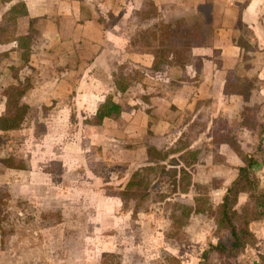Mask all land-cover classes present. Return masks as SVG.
I'll use <instances>...</instances> for the list:
<instances>
[{"label": "crops", "instance_id": "obj_1", "mask_svg": "<svg viewBox=\"0 0 264 264\" xmlns=\"http://www.w3.org/2000/svg\"><path fill=\"white\" fill-rule=\"evenodd\" d=\"M23 1L29 14L19 18L17 34L31 35L32 53L29 64L20 71V81L32 82L33 87L24 98L29 110L22 127L0 134H8L12 138L8 137L9 141L21 142L20 154L30 161L31 169L37 164L36 159L44 164L60 159L65 168L85 166L87 174L97 178L107 174L95 167L99 162L104 169L122 165V174L130 181L140 167L149 163L151 148H168L201 115L207 128L192 145L200 149L199 162L192 169L194 185L209 184L213 200L220 203L238 176L239 167L244 165L229 144L213 142V131L219 127L218 120L223 119L237 131L242 149L257 158L252 169L264 190V139L260 141L257 126L264 121V0H213L214 44L193 50L196 63L201 62L186 67L167 66L156 74L150 70L155 50L131 44L132 35L141 27L133 13L143 0ZM202 1L155 0L166 18L174 13H192ZM12 3L0 1V20ZM240 21L251 29L252 42L259 50L247 52L237 45ZM244 58L250 63L245 68L246 76L256 75L258 81L246 91L228 93L226 82L234 78V71H241ZM21 63L16 41L0 43V115L5 112L3 89L17 82L11 67ZM120 64L143 72L137 85L116 94L115 100L123 105L121 116L105 118L98 126L85 124L84 120L95 114L106 95L115 92L113 72ZM69 144H74L81 156L97 147L99 152L92 168L89 155L86 160L77 159L78 154L71 152L73 147ZM195 195L192 189L179 198L191 200ZM247 198L246 193H241L239 205ZM203 218L206 217L197 215L192 220L202 223ZM204 229L200 224L193 234L202 235ZM251 229L258 243L245 253L252 256L253 264H260L259 254H264V219L253 221ZM210 243L215 244L216 239H210ZM182 255L183 262H188L189 253Z\"/></svg>", "mask_w": 264, "mask_h": 264}, {"label": "trees", "instance_id": "obj_2", "mask_svg": "<svg viewBox=\"0 0 264 264\" xmlns=\"http://www.w3.org/2000/svg\"><path fill=\"white\" fill-rule=\"evenodd\" d=\"M3 3H12L10 8L2 15L0 20V43L16 41L21 50L22 63L12 66L13 78L17 81L6 86L2 94L5 96V112L0 115V131L15 130L22 127L29 106L24 98L33 87L32 82L21 83L20 71L29 64L32 53L31 35L17 34L18 20L29 14L26 3L23 0H0ZM245 3L240 6L239 13ZM214 1L204 0L197 6L192 14L172 15L164 17L155 0H143L140 8L136 9L133 16L144 26L140 33L133 34L131 44L133 47L154 49V60L150 68L152 74L162 71L165 67H186L196 63L193 50L196 47H211L214 44ZM35 19L31 20V23ZM240 34L236 38L237 45L244 51L255 52L259 48L252 42V31L242 21L237 25ZM215 52H219L215 50ZM4 54H1V57ZM244 60H246L244 58ZM245 68L250 63L245 61ZM233 79L226 82L225 90L235 93L238 90L246 91L254 86L258 77H243L240 71H234ZM143 72L133 68L127 71L126 64L117 65L113 72V84L115 92H110L99 104L95 114L84 120L85 124L102 125L105 118L118 119L123 111V105L115 100L116 94L125 93L129 88L140 82ZM197 117L183 132L180 137L168 148L149 150V163L140 167L133 174V183L137 187L127 190L113 191L114 195L123 198L125 209H129L130 201L132 226L138 227L139 214L146 210L151 203H164L171 210L170 224L165 233V241L173 247H181L185 243L182 237L186 234V228L190 225L194 215H206L212 218L215 224V232L220 236L218 242L210 243L204 251L203 258L210 251H216L222 264H234L232 260L246 251L248 247H254L258 243L255 232L251 229V223L255 220L264 219V190L260 188V179L254 173L252 167L257 162L254 155L247 153L241 147L237 131L229 126V122L219 120V127L213 131V142L229 144L231 148L244 161L239 167V173L231 186L228 188L223 200L215 204L212 198V190L209 184L195 185L196 195L192 201H181L174 196L176 194H188L193 187V166L199 162L200 149L192 145L199 133L207 128V121ZM260 141L264 139V121L257 123ZM6 141L0 139V162L7 168L30 170L31 163L26 158L13 156L2 157L1 147ZM261 145V144H260ZM262 149V147H260ZM101 163H96L100 168ZM100 170V169H99ZM166 175L170 178L173 190L171 193L152 190L155 181ZM132 183V184H133ZM131 192V193H130ZM241 193L248 195L247 201L239 205ZM9 194V193H8ZM43 217L56 216L62 218V210L51 212L46 210ZM9 219V212L0 203V230L5 228ZM118 257L112 253L110 257ZM260 264H264V254H259Z\"/></svg>", "mask_w": 264, "mask_h": 264}, {"label": "rangeland", "instance_id": "obj_3", "mask_svg": "<svg viewBox=\"0 0 264 264\" xmlns=\"http://www.w3.org/2000/svg\"><path fill=\"white\" fill-rule=\"evenodd\" d=\"M143 30L144 26L141 25L140 30L134 34ZM244 64L245 60L240 74L247 77ZM131 67L127 65V71ZM200 119L205 120V117ZM7 135L0 134V139L6 141L1 147V156L23 158L19 147L21 142L18 139L9 141L8 137H11ZM7 141L10 145H7ZM87 143L86 146L90 142ZM69 145L73 147L71 152L78 154L77 159L86 160L89 155L88 163L92 168V163L96 162L93 159L99 152L97 147L93 146L92 153L85 155L83 152L81 156L74 144ZM82 146L85 147L84 144ZM36 162L29 171L7 169L0 162V203L9 212L6 226L0 230V264L223 263L216 251L208 252L203 258L210 239L218 242L220 237L215 232L213 219L206 215H203L206 218L202 219V223L191 219L190 231L182 237L186 244L181 247H173L165 241L171 210L164 203H151L139 214L138 227L133 228V201H130L129 209H125L123 198L112 193L137 187L132 182L133 175L130 181L124 178L126 174L122 173L125 167L122 165L114 164L106 169L100 166L99 169L107 174L93 178L87 174L85 166L65 168L60 159L50 160L49 164H44L40 159H36ZM192 189L196 191L194 183ZM152 190L171 193L173 186L170 178L160 176ZM180 195L174 197L189 202L193 199H180ZM159 205L161 208L157 207ZM58 209L62 210L61 219L42 216L46 210L54 212ZM200 224L205 228L203 234L194 235ZM186 252L189 253V260L183 262L180 257ZM112 253L118 257H110ZM242 255L232 260V263L253 264L248 252Z\"/></svg>", "mask_w": 264, "mask_h": 264}]
</instances>
